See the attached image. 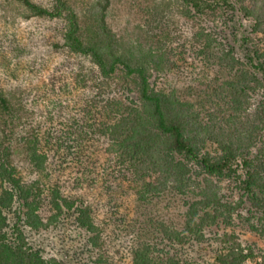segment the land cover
Instances as JSON below:
<instances>
[{"label":"trees","instance_id":"trees-1","mask_svg":"<svg viewBox=\"0 0 264 264\" xmlns=\"http://www.w3.org/2000/svg\"><path fill=\"white\" fill-rule=\"evenodd\" d=\"M14 1L62 21V45L89 58L94 91L56 125L57 116L37 120L0 88V264L263 263L264 251L218 229L244 210L248 230L263 234L264 0H182L184 16L205 23L191 46L227 75L220 87L227 96L216 94L227 110L222 125L151 81L168 67L167 53L123 41L107 22L109 0L80 9L70 0ZM16 149L24 166L13 161ZM223 182L232 184L231 197ZM96 184L101 218L98 197L83 191ZM122 200L135 203L133 215ZM157 205L174 210L177 221L150 213ZM70 228L79 247L60 257L33 237ZM203 244L209 253L199 251Z\"/></svg>","mask_w":264,"mask_h":264},{"label":"rangeland","instance_id":"rangeland-1","mask_svg":"<svg viewBox=\"0 0 264 264\" xmlns=\"http://www.w3.org/2000/svg\"><path fill=\"white\" fill-rule=\"evenodd\" d=\"M32 1L49 6L51 0ZM70 1L75 8L80 9L105 0ZM185 9L182 0H109L106 19L123 41L137 40L145 46L152 45L165 51L169 59L168 67L156 73L151 81L157 87L174 89L180 97L191 101L203 121L217 119L222 125L227 110L216 94L222 90V95L227 96V88L220 89L227 75L216 65L204 62L197 53V44L194 48L191 46L192 33L205 23L203 17L191 22L184 16ZM62 27L59 18L36 16L19 2L0 0V88L21 99L25 113H32L37 120L50 115L57 116L54 121L56 125L63 117L78 113L83 102L91 99L94 91L90 87L93 82L88 75L91 67L89 58L75 54L62 45ZM259 95L248 100L247 113H252L255 103L262 99ZM12 158L16 164L24 166L21 149H16ZM98 186L96 184L93 190L84 187L83 191L88 192L91 199L97 198L100 191ZM220 187L224 188V197H231L232 184L223 182ZM100 200L99 197L96 199L99 218L104 217ZM122 204L128 206L133 215L135 203L129 201L127 205L122 200ZM150 207L148 209L154 216L165 221H177V213L171 208L165 209L160 205ZM240 213L230 225H220L218 234L225 232L234 243L251 245L258 253L263 252L264 220L258 223L263 229V234L259 235L248 230L244 218L246 213L244 210ZM33 237L40 241L47 255L57 257L64 251L74 250L78 245L76 240H79L71 228L63 233L49 229ZM118 239L120 245L122 242L127 244L128 238L122 241L119 234ZM205 245L198 246V249L209 253L211 247ZM112 256L117 261V253ZM256 263L264 264L259 257L245 261V264Z\"/></svg>","mask_w":264,"mask_h":264}]
</instances>
